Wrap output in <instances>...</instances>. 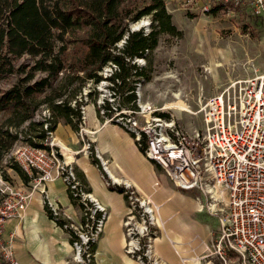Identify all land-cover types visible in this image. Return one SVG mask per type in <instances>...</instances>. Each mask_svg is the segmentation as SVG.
<instances>
[{"label":"built area","instance_id":"built-area-1","mask_svg":"<svg viewBox=\"0 0 264 264\" xmlns=\"http://www.w3.org/2000/svg\"><path fill=\"white\" fill-rule=\"evenodd\" d=\"M216 1L250 5L264 16V0ZM210 7V2L205 3L203 13H209ZM47 112L43 120L47 135L42 145L19 141L4 159L7 164L18 162L28 173L29 182L22 180V187L12 184L0 167V254L7 264H21L13 242H5L3 232L9 220L22 216L35 192H41L48 215L71 237L70 263L92 264L108 210L77 174L75 156L81 151H69L61 144L55 130L50 129L47 119L51 113ZM81 112L79 135L83 137L88 131L84 125L86 108ZM198 112L202 113L204 128L186 131L172 114L157 113L153 104L144 102L138 93L136 107L122 109L114 122L134 135L145 156L162 166L176 185L186 190L201 189L205 198H199L200 209L208 210L220 221L214 249L206 246L209 253L205 264H215L211 257L219 259V264H228V252L235 253L241 264H264V72L233 79L205 101L200 98ZM98 115L106 117L103 110ZM89 147L90 143L85 144L84 152ZM96 152L109 175L108 161ZM56 178L66 183L81 205L82 224L69 221L60 203L50 197L47 184ZM122 183L131 207L124 220L126 252L140 264H167L154 253L151 236L145 237L148 221L158 225V207L151 199L140 197L132 183ZM108 184L121 187L114 179ZM138 216L144 224L141 227L137 225Z\"/></svg>","mask_w":264,"mask_h":264},{"label":"trees","instance_id":"trees-1","mask_svg":"<svg viewBox=\"0 0 264 264\" xmlns=\"http://www.w3.org/2000/svg\"><path fill=\"white\" fill-rule=\"evenodd\" d=\"M202 1L210 2L209 13H244L246 8ZM144 17L151 20L150 31H131L130 23ZM164 33L178 34L165 0H0V167L17 142L42 145L45 122L34 120L42 105L51 113L47 119L51 130L60 121L78 129L79 95L87 82L107 79L113 88L124 89L122 82L126 85L127 77L133 76L138 86L145 73L131 74L136 67L132 61L155 50ZM123 38L126 42L116 51ZM112 63L127 73L116 71L104 77L103 69ZM135 91L132 87L127 94L126 106L136 107ZM143 142L146 145V137ZM8 164L29 182L18 162ZM0 264H7L1 254Z\"/></svg>","mask_w":264,"mask_h":264},{"label":"rangeland","instance_id":"rangeland-1","mask_svg":"<svg viewBox=\"0 0 264 264\" xmlns=\"http://www.w3.org/2000/svg\"><path fill=\"white\" fill-rule=\"evenodd\" d=\"M165 1L168 11L173 14L178 34H162L159 46L155 50L145 57H138L132 61L136 67L131 70V74H134L136 70L145 73L138 86H135L133 76L127 77L126 85L122 82L121 87L124 86V89L113 88V82L107 79L99 83L89 81L79 95L81 108L93 109L98 113L100 110L105 112L106 117L101 119L103 123L118 124L114 122L115 117L127 107L129 100L126 96L131 88L135 87L136 95L139 93L144 102L153 104L157 113L172 114L177 125L183 130H202L204 120L202 113L198 112L200 98L205 101L208 97L220 92L233 79L248 78L264 72V16L254 7L246 5L244 13L224 10L203 13L202 8L205 2L202 0ZM141 21L151 22L149 17H144L130 23V30ZM150 29L151 24L149 27L142 26L139 30L148 33ZM125 39L123 38L117 44L116 51L124 45ZM116 71L127 73L112 63L103 69L102 74L106 77ZM115 92L121 94L115 95ZM46 113H48L47 108L42 105L34 120L43 121ZM124 137L126 138H123L119 144L126 156L127 166L136 169L146 185L150 187L154 183L152 178L154 171L158 173L159 180L162 179L160 181L162 186L157 188L160 191L150 195L151 201H155V206L158 207L155 213L158 225H152L148 221L145 237L151 236L154 245L158 234L168 240L167 230L172 236L175 233L187 234L188 236L186 235L182 241H190L189 246L186 245L189 249L188 256L194 257L195 261L193 259L192 263L186 264H205L208 260V258L205 259V255L209 253L206 246L209 245L211 249H214L213 246L219 236L220 221L217 216L208 213V210L205 212L197 210L200 205L199 198L203 201L205 198L201 189L186 190L179 187L158 164L159 170L156 172L153 164L155 162L148 159L144 153L141 155L134 146L137 144L134 136L125 134ZM87 143H90L87 149L89 155L98 158L101 163L102 160L97 156L94 143L86 141L85 144ZM2 173L9 182L22 187V178L19 173L5 162H3ZM160 175H162L161 179ZM116 185L124 188L123 183ZM135 189L140 197L142 195L146 197L140 189L136 187ZM223 207H226V204ZM137 221L139 227L144 225L139 216ZM172 247L175 261L183 264L180 253L176 251L180 245L175 244ZM211 259L215 264L220 263L217 258L211 257ZM227 259L228 264H241L233 252H228Z\"/></svg>","mask_w":264,"mask_h":264},{"label":"crops","instance_id":"crops-1","mask_svg":"<svg viewBox=\"0 0 264 264\" xmlns=\"http://www.w3.org/2000/svg\"><path fill=\"white\" fill-rule=\"evenodd\" d=\"M101 119L97 111L88 109L84 123L88 130L84 133L86 137L79 135L80 125L78 129H74L64 121L58 123L55 134L61 144L66 146L69 151H81L75 156L77 174L108 210L103 232L95 246L96 255L92 264H140L125 250L127 234L124 220L131 211L127 195L120 191L119 188L122 187L115 188L108 182L112 179L116 183L128 181L150 199L153 194L160 191L157 188L161 185L162 175H160L161 180H159L158 173L154 171L152 173V178H154L152 187L146 185L145 180L142 179L137 170L127 166L126 156L120 148L119 143L123 138H126L124 137L125 134L132 133L119 124L103 123ZM86 141L93 142L103 160L108 161L110 176L102 169L98 158L84 152ZM134 146L142 155L143 152L139 146L137 144ZM153 164L156 172H158L157 164ZM47 189L50 197L60 203L69 221L78 225L83 223L81 205L73 201L66 183L61 178L49 182ZM153 202L155 203V201ZM197 210L199 212L207 211L206 209L201 210L199 206ZM186 235L175 233L172 236L167 230L168 240H165L161 234H158L154 240V253L167 264H179L175 261L172 252V245L178 244L180 248L176 251L180 253L181 262L183 264L192 263L194 257L188 256L189 249L186 246L190 241H182ZM3 239L5 242H13L16 257L21 264H71L70 261L73 256L71 237L48 215L41 192H35L22 216L17 215L6 223Z\"/></svg>","mask_w":264,"mask_h":264},{"label":"water","instance_id":"water-1","mask_svg":"<svg viewBox=\"0 0 264 264\" xmlns=\"http://www.w3.org/2000/svg\"><path fill=\"white\" fill-rule=\"evenodd\" d=\"M150 24H151V22H149V21H148V22H146V23H145V25H144V26H148V27H149V26H150ZM140 28H141V27H135V28H134V27H132V30H131V31H136V30H139ZM126 38H127V36H126Z\"/></svg>","mask_w":264,"mask_h":264},{"label":"bare ground","instance_id":"bare-ground-1","mask_svg":"<svg viewBox=\"0 0 264 264\" xmlns=\"http://www.w3.org/2000/svg\"><path fill=\"white\" fill-rule=\"evenodd\" d=\"M144 21H141V22H138L136 25H134L135 27H142V26H144ZM134 27V28H135ZM115 178V177H114ZM117 179V178H116ZM119 181V180H118Z\"/></svg>","mask_w":264,"mask_h":264}]
</instances>
